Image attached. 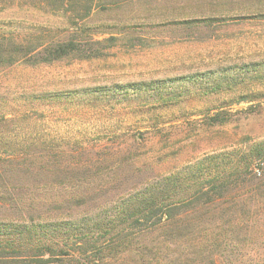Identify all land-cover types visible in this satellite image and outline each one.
<instances>
[{"label":"rangeland","instance_id":"1","mask_svg":"<svg viewBox=\"0 0 264 264\" xmlns=\"http://www.w3.org/2000/svg\"><path fill=\"white\" fill-rule=\"evenodd\" d=\"M41 3L0 0V39L45 47L68 36L78 52L0 64V169L10 170L6 151L41 157L7 175L24 187L0 202V227L117 220L162 179L247 157L264 141V0H103L77 25ZM207 4L232 10L188 25ZM240 171L230 194L177 205L189 227L174 244L161 241L157 215L87 256L69 244L50 264L102 252L97 264H264V170L244 161Z\"/></svg>","mask_w":264,"mask_h":264},{"label":"trees","instance_id":"2","mask_svg":"<svg viewBox=\"0 0 264 264\" xmlns=\"http://www.w3.org/2000/svg\"><path fill=\"white\" fill-rule=\"evenodd\" d=\"M102 1L42 0L40 6L34 7L41 9L47 14L62 13L68 19L70 25H77L78 21L84 20L92 14L95 6L99 8ZM229 10H232V8L212 4H207V6L197 5L192 9L191 16L188 15V17L195 18L186 21V23L191 26H211L215 22L214 18L216 15L227 14ZM189 11L191 10L189 9ZM26 39H0V64L11 66L19 62L30 63L33 58H38V63H51L77 51L74 40L68 36L62 41L53 40L45 47L43 44H35L36 42L34 43L33 39L30 41ZM214 123H223V121L214 119ZM7 152L9 151H6L4 154L8 155L7 159L9 160L7 164L10 166V170L0 169V202L5 200L7 196L12 198L16 195V191L24 187L18 184L20 182H10L6 178L7 175H10L13 171L21 172L25 168H34V165L41 159L39 154L33 152L30 154H24V152L9 154ZM236 158L229 159L228 161L224 158L220 159L219 166L216 165L211 169L206 168V171H204L202 164H200L197 171L192 172L190 177L186 175H174L162 179L140 195L134 197L128 204V208L117 220H92L90 222L85 221L71 224L73 226L70 227H68L69 225H59L54 228L31 225L22 230L0 227V264H50L52 262L50 261V256L63 252L69 244L74 246L80 256H87L93 249L99 250L106 241L113 239L121 231H124L127 223L132 222L137 224L140 223L142 218L150 221L157 215L165 219L164 224L166 225V228L162 229L161 241L174 244L176 240L184 236L189 227V225H185L187 222L186 217L183 219L175 218L174 213L179 209L177 205H182L189 200H194L195 203H198L199 200L197 199L208 197L211 193L221 197L228 195L226 194L227 192L230 194L231 191L237 189L236 187H232L233 183H235V186L238 185L233 178L240 175V167L244 161L257 165L263 171L264 141L255 144L247 157ZM0 167H2L1 164ZM206 185H209L211 191L204 193ZM263 192L264 190L260 193ZM18 194L20 195V193ZM211 199L213 200V197ZM7 200L9 201V199ZM107 247L110 253L119 251L120 248L118 243L114 247L110 245ZM154 249L159 251V248ZM10 250L11 252H9ZM46 256H49V258H45ZM106 256L102 252V256L97 260L91 261V263L97 264L96 261L102 262L108 259ZM20 260L22 262H18ZM140 261L139 264H145L143 263L144 259L140 258ZM78 263L91 264L87 260H80Z\"/></svg>","mask_w":264,"mask_h":264}]
</instances>
